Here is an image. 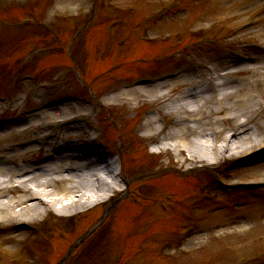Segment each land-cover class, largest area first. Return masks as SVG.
Here are the masks:
<instances>
[{"label": "rangeland", "instance_id": "1", "mask_svg": "<svg viewBox=\"0 0 264 264\" xmlns=\"http://www.w3.org/2000/svg\"><path fill=\"white\" fill-rule=\"evenodd\" d=\"M19 1H21L20 5L24 4V9H28L30 0ZM92 1L34 0L33 13L36 14L37 22L52 27L53 30L57 31V34L62 36L60 43L50 44V47H47L46 44L48 43H45V40H50V38L46 39L48 33L35 30L36 20L32 19V15H30L32 11L29 9L24 10V12L19 9L12 10L10 6L14 7L15 1L0 7L2 9L0 10V21H29L34 24L28 28L27 32H22L15 38L9 35L11 33L5 35L6 32L4 33L0 27V60L2 65L0 66V94L10 93L11 96L15 97V102L18 104L27 107L35 106L43 103L47 98L62 96L71 91L69 88L75 85V83L71 85V81L76 82L78 79L74 76L76 73L79 79H83L89 84L90 90H93L98 98L103 99V93L107 88L126 83L134 77L151 76L172 69L175 63L181 60H189L184 67H180L182 70H194L190 67L197 63H200L201 68H206L201 63H208L212 57L228 52L227 48H222L220 44L223 42L230 43L229 41L233 40L225 41L222 40V37L233 30L234 25H241L247 19L249 20L247 17L251 11L258 7H264V0H187L186 10L181 13L174 14L171 12L170 15L161 19L154 20L151 17L148 20L150 14L155 15L157 13L155 10L160 5L173 0H101V3L96 5L98 14L94 16L93 21H90L93 8ZM114 22H123V25L113 29L115 39L118 38V41L123 38L126 39L123 41L122 47L118 46V41H112V38L109 39L110 35H107V29ZM64 28L66 32L63 33ZM77 30L79 35L75 41L73 37ZM195 30H202V34L196 40L193 37L195 35L190 33V31ZM4 37H8V39L4 40ZM202 37L204 38L202 39ZM207 37L214 39L213 41H204ZM256 38L264 42V16L260 18V22L255 28L249 29V31L243 32L235 38V48L243 42L252 41ZM12 43L18 45H14V48ZM1 45L4 46L2 51ZM54 48L58 49L59 55L52 57L48 51H52ZM4 50H7V54H4ZM10 55L13 56L11 59H9ZM262 59L264 60V57ZM228 60V63L221 60L223 69L231 66L229 57ZM12 63L15 64L16 68H14L15 73L13 72L12 88L8 92L9 85L3 81V74L6 71L4 67L7 64L11 66ZM208 65L213 67L212 63ZM18 70L21 72L16 73ZM207 70V68L202 69L198 74L187 71L185 76L177 79L171 86H165L170 89L167 93L172 98H176L183 86H188L192 82H206L205 79L209 78L210 74L212 75ZM216 70H218L217 67ZM67 72L72 73L70 75L71 81L69 80L66 84L68 89L61 92L65 87L63 80H61L64 77L62 73ZM233 72L243 74V76L238 77L241 80H248L252 74L249 68L234 70ZM31 73L39 75L42 78L41 83H46L44 80H51V87L44 90L41 87H35L34 82L21 83L17 79L23 74L28 76ZM49 77H57V82L55 83L52 79L49 80ZM85 89L89 94L91 93L88 87ZM262 89L264 90V88ZM134 96L136 100H139L138 108L134 103H126L122 97H119L115 100L119 101L121 106L111 109L109 117L108 114L96 115L94 121L103 131L102 140L110 145H112L113 140L117 142L119 134L122 136L128 133L133 135L131 146L133 153L130 157L132 160L130 166L133 167L139 183L145 184L144 194L153 196L154 199L162 198L164 195H172L171 192L176 180L174 174H170L171 171H165V169L178 168L177 171L188 168L196 169L201 164L196 166L187 163L181 168L183 160L175 157V154L167 152L160 156H152L148 149V143L152 137H149L151 134L145 135L144 132L149 127L148 123L154 118H151L150 113L156 112L157 116L159 114L160 118L166 121L173 119L175 115L168 114L163 110L162 107L167 103L162 104L164 100L157 101L151 98L150 100L153 101H145V104L142 105L143 103L140 101L145 100L146 96L137 94ZM27 97H29V104H25ZM142 113H145L141 119L143 124L140 123ZM155 128L157 127L154 124L150 132H153ZM156 139L158 138L154 137L152 141ZM18 140L20 138L10 141L16 142ZM1 142L0 147L9 143ZM177 160L179 166H176L175 161ZM251 170L238 169L234 176H236L235 178L239 176V180L246 182L259 181L261 173L255 176L254 171L256 169ZM158 176L159 178L156 179ZM197 177L200 181H207L202 174L197 175ZM159 179H166V181H157ZM189 184H193V182ZM194 189L193 186H187L186 189L179 188L183 197L186 194L191 195L195 192ZM220 203L223 206L227 202L221 198ZM210 205L207 204L205 211H201L205 219L206 216L208 218L200 233L194 238L186 240L183 249L173 253V249L166 250L165 255L159 253L158 248H161L162 244L175 236V231L180 227L183 214L177 215L181 218L177 217L175 220L176 215H161V212L149 203L138 208L142 210V216L134 219L128 218L127 226L122 225V227L117 228L114 226L110 230L109 228L99 230L100 234L96 239L84 235L90 230L96 231L101 227V218L99 217L87 226L81 224L82 227L78 228V235L73 238L65 236L63 230L60 229L63 227L62 224H65V220L51 217L52 219L48 224H51L49 227L52 226L53 232L62 238L61 257L65 256L76 243L77 246H80L85 241L90 242L92 240L86 248L79 247L80 251L77 250L78 252L73 253L70 264H235L257 254L264 255V202L251 203L248 207L239 210L237 213H243V215L248 216V219L234 227H226L225 225L232 224L233 218L238 219L234 216L236 213L232 214V212L226 211L229 216L226 213L222 216V212L209 215L207 209ZM158 211L159 213H156ZM69 213L65 210L62 215ZM183 216L186 218L185 215ZM14 221L11 220V223ZM234 222L238 223L239 221ZM145 231V235H140ZM148 235L155 236V238L147 241L150 236H145ZM82 237L85 239L82 240ZM17 238L16 235L0 237V264H29L30 259L25 253L23 254L25 251L17 249ZM41 242L40 246L45 248V250L42 248L41 253L45 255L48 252V250L46 251V243L43 240ZM32 244H36L35 239L31 240ZM262 263L264 264V259Z\"/></svg>", "mask_w": 264, "mask_h": 264}, {"label": "bare ground", "instance_id": "2", "mask_svg": "<svg viewBox=\"0 0 264 264\" xmlns=\"http://www.w3.org/2000/svg\"><path fill=\"white\" fill-rule=\"evenodd\" d=\"M249 67H251L250 72L254 74V76L250 74L251 76L248 80H241L240 78H238L239 76H243V74L238 73L236 76H234V74H230L228 77L224 76L222 79V81L224 80V82L221 84H209L212 91L211 95L221 92L220 97H218L216 100L208 97V90L198 91L196 89H190L189 91L182 93L180 96L172 98L170 94L166 93V90L169 91L170 89L164 86L172 84L173 81L165 82L162 84H156L153 87H138L132 90H125L124 92H119L118 94L113 95V97H119L131 93L132 95L129 97V99L133 101H136L134 94H137L139 96L144 95L146 96V98L149 99L154 98L157 101L164 100L163 102H167L162 107L163 110L168 114L175 115V122L179 123V126L181 125V127H178L179 129L176 128L177 131L175 132L178 133L173 135V141L176 143L177 146L176 152L180 156L182 154H188L190 155L189 157L191 158V160H197L196 155H194V145L189 146V142L186 139L187 135H185V132L183 131L184 133H182L181 131H178L180 130V128L188 127L185 117L189 112L186 111H191L192 109H195V113L192 112L193 114L197 113L201 117L208 116L209 113L214 112L215 114L220 115L219 119H221V122H215L214 128L216 129H213V125L206 123L200 124V127H191L190 131L192 133H198L196 129L198 130L199 128H201L202 132L207 131L209 133L212 132L220 134L222 132L223 127H225L226 125L225 122H228L225 119L231 117L233 120L232 123L234 127L233 132L238 131V136H236V138L239 142L235 145V154L240 152H242V154H253L257 152L256 150L259 149V147H262L260 148V150L264 149V125L261 124V126H259V132L257 133L258 137L254 138L253 140L251 137L252 130L249 127L250 124H248L249 122H251L250 114L252 115V122H255L256 118L263 117L264 115L263 109L259 105L260 102L262 103V100H264V90L262 89L264 88V62L260 65L259 63H254L253 67L252 65H250ZM233 78L235 79L234 81L230 80ZM142 90H145L146 94ZM209 103H212L209 105L210 107L207 106ZM202 106L204 109L201 112ZM205 107H207L206 109H211V112L207 111ZM221 110L226 112L233 110V112L224 116L220 113ZM198 115L190 116L194 124L198 123L199 121ZM180 122H182L183 124H180ZM154 124L155 122L153 120L149 122V127H147V131L151 130ZM159 127H161V125ZM158 131L159 128L156 130V132ZM18 132L25 133L23 129H19ZM186 132L187 134H191V132L189 131ZM234 141H236V139ZM228 144L230 145L231 141H228ZM187 146L190 150H187ZM227 148L231 147L228 146ZM30 149L31 148L24 151L18 150L10 156L13 157L22 153L24 154ZM206 155L207 154L204 155L205 158ZM71 163L72 160L70 158L64 156V154H61L57 161L48 163L45 169L41 171V173L32 174L31 176H28V178L22 176L23 180L21 181V186L25 194L24 198H6L5 194L7 193H3V190L0 189V223L9 224L11 223V220H25L33 222L38 219L37 217H33V212L34 210L38 209L37 205H39V198L37 196L39 195L38 191L28 189L27 186L29 183H33L38 189H51V191L49 190V193L52 196H74L73 199L75 198V202L71 205H68L69 207H64L63 211L77 210L79 208L78 203L82 202V200L88 199L89 193L92 192V190L87 187L85 182H87L88 179L94 181L92 175L88 174L89 171L94 170V163L79 161L76 165H70ZM77 167L83 169V174L82 172H77ZM61 172H68L69 175L64 177L65 175L63 176ZM84 173L87 175H85ZM14 174L20 175V173L10 172V170L5 167V164H1L0 176L2 178ZM261 177H263L262 181H264V174H262ZM6 183L7 182L4 181L0 182V187L4 186ZM175 185L177 187V184ZM37 211H39V209Z\"/></svg>", "mask_w": 264, "mask_h": 264}]
</instances>
